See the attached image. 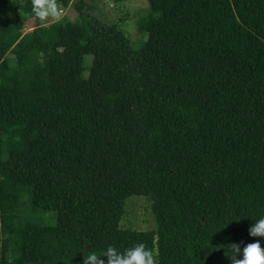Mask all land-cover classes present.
Instances as JSON below:
<instances>
[{"label":"trees","instance_id":"16d2710c","mask_svg":"<svg viewBox=\"0 0 264 264\" xmlns=\"http://www.w3.org/2000/svg\"><path fill=\"white\" fill-rule=\"evenodd\" d=\"M147 2L0 0V264H264V0Z\"/></svg>","mask_w":264,"mask_h":264},{"label":"rangeland","instance_id":"374dc122","mask_svg":"<svg viewBox=\"0 0 264 264\" xmlns=\"http://www.w3.org/2000/svg\"><path fill=\"white\" fill-rule=\"evenodd\" d=\"M85 3L88 6L92 4L94 8H96H90L89 13L100 19L102 22H120L125 33L130 36L132 43L139 45L140 42L144 40V37L140 35L139 31L136 28L135 19L147 13H145L148 6L147 0H130L124 3H117L119 4L117 6L113 5L112 0H85ZM57 13V16L49 13V6L46 5L41 13V17H43V20L46 22V24H49L52 21L61 19L63 17H66L70 20H75L77 16V12L74 7L68 8L66 10L58 9ZM33 27L34 20L30 19L25 23L23 30L29 31L32 30ZM90 61L91 57L86 56V64L89 65ZM20 214H26L29 218L33 217L29 209L27 212V209L23 207L20 211ZM47 214L50 217H53L52 220H55L54 212H50ZM121 227L132 228L140 231H148L157 227L155 216L151 210L150 201L145 197H129L126 200L125 215L123 220L121 221Z\"/></svg>","mask_w":264,"mask_h":264}]
</instances>
